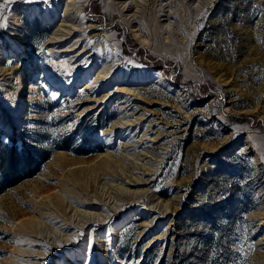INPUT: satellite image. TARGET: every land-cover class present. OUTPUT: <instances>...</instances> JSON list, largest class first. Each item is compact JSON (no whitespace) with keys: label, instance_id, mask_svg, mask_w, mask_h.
<instances>
[{"label":"rangeland","instance_id":"obj_1","mask_svg":"<svg viewBox=\"0 0 264 264\" xmlns=\"http://www.w3.org/2000/svg\"><path fill=\"white\" fill-rule=\"evenodd\" d=\"M12 134L0 264H264V0H0Z\"/></svg>","mask_w":264,"mask_h":264},{"label":"trees","instance_id":"obj_2","mask_svg":"<svg viewBox=\"0 0 264 264\" xmlns=\"http://www.w3.org/2000/svg\"><path fill=\"white\" fill-rule=\"evenodd\" d=\"M10 141L6 143L0 139V186L12 185L33 175L43 161L38 151L18 144L16 134L10 136Z\"/></svg>","mask_w":264,"mask_h":264},{"label":"bare ground","instance_id":"obj_3","mask_svg":"<svg viewBox=\"0 0 264 264\" xmlns=\"http://www.w3.org/2000/svg\"><path fill=\"white\" fill-rule=\"evenodd\" d=\"M163 9H164V8H163ZM159 11H161V10H159ZM163 11H164V10H163ZM164 12H165V11H164ZM165 14H166V13H165ZM162 16H163V15H162ZM66 50H67V49H66ZM41 76H43V75H40V77H41ZM25 82H26V79L23 80V82L21 83V86H25V85H24ZM22 89H23V91H24L25 88L22 87ZM23 91L19 94L21 97H23ZM118 177H119V176H118ZM124 181H125V180H124Z\"/></svg>","mask_w":264,"mask_h":264}]
</instances>
